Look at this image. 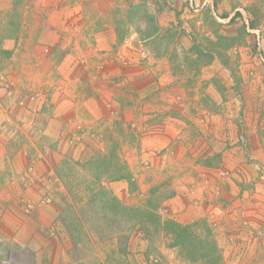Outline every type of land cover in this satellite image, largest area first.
Masks as SVG:
<instances>
[{"label": "rangeland", "instance_id": "374dc122", "mask_svg": "<svg viewBox=\"0 0 264 264\" xmlns=\"http://www.w3.org/2000/svg\"><path fill=\"white\" fill-rule=\"evenodd\" d=\"M0 82L38 106L0 132L5 224L27 222L0 264H205L111 227L90 189L115 154L120 202L162 198L219 264H264V0H0Z\"/></svg>", "mask_w": 264, "mask_h": 264}, {"label": "trees", "instance_id": "16d2710c", "mask_svg": "<svg viewBox=\"0 0 264 264\" xmlns=\"http://www.w3.org/2000/svg\"><path fill=\"white\" fill-rule=\"evenodd\" d=\"M239 16V12H236L230 18V21ZM227 17V15H224L222 18ZM249 27L255 28L256 23L250 20ZM154 29L153 26L151 30L154 31ZM106 158L103 155L94 161L98 164V167L92 176L94 182L91 183L92 196L90 201L94 202L97 199L101 203L100 210L103 211L104 209L111 212L113 216L110 223L112 228H116L118 232L125 231L127 234L126 239L131 230L135 232L134 228H138L136 232H141L147 237H158L160 235L169 241L166 248L177 250L179 254L189 260H195L196 256H199L205 264H219L222 261L213 232L205 221L200 220L191 224L180 225L172 219L160 218L157 210L159 203L163 200L162 198L147 199L145 202L128 205L120 202L110 194L102 185L103 181L124 180L132 185V180L128 166L125 162L120 161L116 154L112 155L109 162H106ZM90 165L91 163H89ZM126 234L120 237H124ZM120 252L125 253L124 249H121Z\"/></svg>", "mask_w": 264, "mask_h": 264}, {"label": "crops", "instance_id": "0c3cea01", "mask_svg": "<svg viewBox=\"0 0 264 264\" xmlns=\"http://www.w3.org/2000/svg\"><path fill=\"white\" fill-rule=\"evenodd\" d=\"M11 92L8 93L10 96H6V88L4 87V84L0 82V132L3 128H6L5 122H10L12 124L15 122L16 128L19 129L22 127L24 129L25 125H21L19 121H25V118H27L29 115H33L35 113V110H37L38 106L36 104H30V102L25 103L24 101L17 99V96H11ZM17 117V118H16ZM29 119V118H28ZM27 126V123H26ZM2 150L0 148V170L3 168L10 166L8 160L5 158V155L2 153ZM52 157L51 155H49ZM49 161V160H48ZM14 180V176L11 175V177H7L5 181ZM4 180L0 177V182H3ZM7 198H14V193L4 191L3 188L0 189V241H11V244L14 243H20L23 242L22 240H25L26 238L23 237V232H21L20 227H24L26 225V219L21 220L18 217L14 218V223L9 226L5 224V215L6 213H10V210H7L4 208L3 201ZM15 201H11L7 206L12 207V204H14ZM15 221L17 223H15ZM21 221H24L25 224H22ZM6 231L10 232V237H7ZM22 245H25L27 243H20ZM30 244V243H28Z\"/></svg>", "mask_w": 264, "mask_h": 264}]
</instances>
